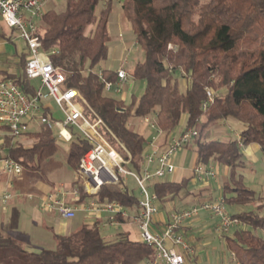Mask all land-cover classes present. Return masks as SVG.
Listing matches in <instances>:
<instances>
[{
  "label": "trees",
  "instance_id": "trees-1",
  "mask_svg": "<svg viewBox=\"0 0 264 264\" xmlns=\"http://www.w3.org/2000/svg\"><path fill=\"white\" fill-rule=\"evenodd\" d=\"M100 2L104 6L96 14ZM119 2L144 51V59L135 64L132 76L145 82V93L127 104L105 90L106 81H118L117 71L96 70L108 58V22L115 0H66L62 10L49 8L43 15L36 34L44 50H56L50 54L51 60L67 73L65 87L78 88L106 122L119 140L101 127L111 146L125 159L128 153L124 147L129 151L132 159L128 169L142 172L147 148L146 138L129 126L134 117L152 115L163 131L174 130L184 119L185 129H198L194 139L196 163H218L229 168L221 189L226 204L254 205L256 192L245 185V176L239 172L245 162L238 139L224 141L208 139L206 135L211 126L234 119L243 125L240 135L244 146L258 143L264 153V0ZM29 57L28 50L20 55L18 71H7L4 79L14 78L25 92L33 95L39 83L27 77ZM177 70L184 78L185 90ZM208 88L214 91L215 98L204 111L202 103ZM50 113L46 111L45 115ZM86 114L91 122L96 121L88 109ZM54 130L43 124L30 131V145L7 136L0 149L5 146L8 155L25 168L39 170L40 164L59 150ZM94 145L89 139L78 137L70 145L68 164L78 169L81 157ZM190 181L191 178H183L155 182L158 202L163 205L181 197ZM78 186L86 196L79 182ZM96 197L101 202L118 201L131 209L139 206V197L124 180L118 185H104ZM232 215L245 225L224 235L235 264H264V214L256 207L242 208ZM115 220L123 223L127 218L118 215ZM53 236L54 248L33 251L22 238L0 227V264H148L154 258L153 246L133 239L125 231L109 236L99 223L81 224L68 234Z\"/></svg>",
  "mask_w": 264,
  "mask_h": 264
},
{
  "label": "built area",
  "instance_id": "built-area-1",
  "mask_svg": "<svg viewBox=\"0 0 264 264\" xmlns=\"http://www.w3.org/2000/svg\"><path fill=\"white\" fill-rule=\"evenodd\" d=\"M46 10L45 0H0L2 20L8 27L18 32L29 52L30 57L26 64L27 77L39 83L35 94L29 95L14 78L0 80V144L3 145L7 136L12 137L13 140H20L22 136H27V133L31 131L32 123H36L39 127L43 124L51 126L57 130V137L62 140L69 141L73 137V132H80L83 137L94 142L93 148L91 147L81 157L77 169L78 180L90 196L87 204L88 212L106 213L110 215L112 221H116L115 217L118 215L130 218L127 207L122 203L109 200L101 202L96 196L104 185H118L122 180L126 182L123 175L133 176L140 191L139 206L133 219L138 224L141 240L155 249L154 258L148 264H187L188 257L194 255L195 248L186 237L183 228L188 220L198 216L201 211H207L218 219L219 236L234 228L244 227L242 220L227 210L223 195L201 201L189 208L173 210L165 219H158L160 213L156 204L158 196L150 190V183L176 170L174 157L194 141L198 135V129L195 127L185 129L179 136L172 138L164 150L152 141L154 148L145 155L147 166L142 172L128 169L127 164L132 159L129 151L123 146L128 153V158L125 159L104 138L100 131L101 127L117 139L106 122L81 95L80 90L74 86L65 87L67 73L51 60L50 54L55 53L56 50L47 52L43 49L36 32ZM117 74L116 83L105 82L107 92L113 89L121 92L120 81L127 80L129 75L124 68L118 69ZM214 98V91L208 88L207 98L202 103L204 111L208 109ZM49 102H55L62 109L64 117H54ZM87 109L96 117V121L91 122L86 114ZM46 111L51 113L45 115ZM144 120L151 123V126L159 133L162 132L156 121L150 120L148 115L144 117ZM234 133L238 135L239 146L244 148L241 135L236 131ZM20 141L30 145L24 140ZM7 150L5 146L0 149V153H5L0 157V167L10 177H19L24 172V166L10 157ZM151 165L154 167L150 168ZM193 170L195 179L203 183L215 180L219 176L215 163L210 165L196 163ZM12 196L10 192H7L0 195V201L6 202ZM45 204L47 208H56L63 218H73L76 215V209L58 195H50ZM156 224H161L162 229H157Z\"/></svg>",
  "mask_w": 264,
  "mask_h": 264
},
{
  "label": "crops",
  "instance_id": "crops-1",
  "mask_svg": "<svg viewBox=\"0 0 264 264\" xmlns=\"http://www.w3.org/2000/svg\"><path fill=\"white\" fill-rule=\"evenodd\" d=\"M57 1L58 0H45V5H48L49 8H51V5L52 6L58 5ZM26 14L27 16H29V13L26 12ZM122 14L123 12L122 13L119 12L116 18L114 19L113 18L111 19V14H110V18L108 22V31L111 38L109 43L114 45V49L120 51V55H119L120 57L122 55L124 56L125 54L129 53L133 49L132 48L133 42L130 44L131 39L126 38V35H128V37H131L130 35L131 33L129 34L128 31L129 29L125 30V28L123 27L124 15ZM115 28L118 29V33L113 31V29ZM133 34L134 37L132 38H134L133 41H135L134 43L136 44L137 43V40L135 38L136 35L134 32ZM109 48H110V44H109ZM26 51H27L26 44L20 38L18 32L13 28L8 27L0 16V80L6 77L7 71L8 72L18 71L19 68L18 65L21 60L20 55L23 54L25 55ZM143 59H144V51L141 60ZM120 68H124V67L120 66L118 69ZM105 69H111V68L108 67ZM125 82L129 83L130 82L129 78L127 80L120 81L119 86L121 87V85ZM135 86H136V81L131 80V84L129 85V88H125L124 91L121 88V92L123 91L122 93L123 96L122 98H118V99H122L126 102V98H128L127 91L132 93ZM112 91L115 90L113 89ZM110 92H107V94H109ZM49 107L52 108L51 110H53L54 117H58V118L61 117V115L54 110L52 106V102H49ZM133 113H135V111H133ZM148 116L152 121L155 119L152 115H148ZM144 122H146L144 118L142 119V118L134 117L132 121L129 123V126L131 129L136 130L140 134H142L139 130V124ZM184 130H185V126L179 134H175L172 131H163V130L161 133H159L157 129H154V132H152V134L149 135L147 138L142 134L146 138L147 148L145 155L154 148L153 144H156L162 150L166 149L167 148L166 146L169 145L172 138L179 136ZM230 132L232 133V131ZM72 135L73 137L69 141L62 139L59 140L63 142H69L71 145L72 142L78 140V137L82 136L80 132L76 134L73 133ZM21 140H24L30 144L33 141L29 137L27 139L23 138ZM152 141L153 144H151ZM192 144L195 145V142L194 141L191 142L189 146L183 148L176 154V156L174 157V162L177 168L173 173L170 174L175 175L174 181H180L183 178H191L192 181L200 184L199 189L195 191L190 190V194L187 193L188 195L186 194L179 198H175L173 200L167 201L166 203H163V205L160 204L157 200L156 204L160 210V213L158 214L159 220L165 219V217H167V214L173 210H177V209L181 210V209L189 208L193 205L198 204L201 201L216 198L217 196L216 197L214 196L216 191L215 187H217L221 191L223 187L222 186L223 183H225V181L228 178L229 168L226 165H220L218 163H215L217 170L219 172V176L217 179L211 180L208 183L206 182L203 183L201 181L196 180L194 177V170H193L194 165L196 164V150L194 147L191 146ZM69 152H70V148H69ZM146 166L147 163L145 162V156H144L142 162V170ZM153 167L154 165L150 166V168ZM78 178L79 177L77 175V169H73L71 167L70 176L68 178L62 179L61 183L57 187H51L50 185L47 184H42V185L38 184V186L36 187L32 185H26L25 184L26 176L24 177L23 174L19 177H10L6 173H4L0 167V195H3L7 192H10L13 195L12 198L6 202L0 201V227L5 232L12 233L13 235L22 238L27 244L30 243L32 246H38L42 248L44 247L43 245L50 242L54 243L55 246V240L53 236L54 233L68 234L73 230H75L81 224H85V223L87 224L99 223L101 228L109 236H111V234L118 231H125L128 232L133 239L140 240L139 237L140 232H139L138 224L133 219V215L136 213L137 208L134 209L127 208L131 217L127 218V221L123 223L110 220L111 219L110 215L106 213L97 214V213L88 212L87 204L90 201V196L88 194L86 196L81 194V191L78 186V182H79ZM161 179L162 178H159L154 182L150 183V190L152 192H155L154 191L155 182L160 181ZM52 194L58 195L60 198L64 199L68 205L76 209V215L75 217H73V218H77L76 222L69 223L67 221H64L67 218L61 217V215L59 214L56 208L46 207L45 202L47 201L48 197ZM138 197L140 198V195ZM239 210H241V208H239ZM216 219L217 218L212 216L209 212L201 211L198 216L191 218L186 222L183 228L184 233L195 248V253L193 256L188 257L187 264H193V263L201 264V258H202L200 252L201 246L197 245V243H199L202 234L211 231L210 229L206 228L205 224L208 221L214 222L216 221ZM217 224L218 222L215 223V230L218 232ZM196 227L198 228V230H195ZM156 228L161 230L162 225L156 224ZM232 231L233 230L227 232V234L231 233ZM133 234H135L137 237H134Z\"/></svg>",
  "mask_w": 264,
  "mask_h": 264
},
{
  "label": "rangeland",
  "instance_id": "rangeland-1",
  "mask_svg": "<svg viewBox=\"0 0 264 264\" xmlns=\"http://www.w3.org/2000/svg\"><path fill=\"white\" fill-rule=\"evenodd\" d=\"M66 0H58V5L57 6H52L51 8L57 9V10H62L64 8ZM104 3L100 2L97 6L96 14H99L101 10L103 9ZM46 8H49L48 5H46ZM122 11L121 5L119 4V0H115L114 3V8L113 12L111 13V19L116 18L117 14ZM123 15V14H122ZM123 27L125 30L129 29V34L131 37H128L126 35V38H130V44H132V50L125 54L124 56L120 55V51L114 49V45L110 44L109 48V54L108 58L101 62L98 66H96V70L100 71L103 68H108L110 67L112 70H117L120 66L124 67L128 71V78L130 80L129 83L125 82L121 85L122 90L124 91L125 88H129V85L131 84V80L136 81V86L134 87L133 92H128V98H126L127 104L132 102L133 97H141L143 93H145V82L143 80L139 79H134L132 76L133 68L135 64L141 60L143 56V50L142 48L133 41L134 37L133 32L131 30L129 22L124 18L123 16ZM114 32L118 33V29H113ZM168 62L170 61V58L167 60ZM176 74L178 75L180 81H181V88L182 90H185V82L184 78L181 77L180 70H177ZM118 93L116 91H112L109 94L116 98H122V93ZM52 106L56 112H58L61 117H64V113L62 109L55 103L52 102ZM185 120L181 122L180 125H178L174 130H172L173 133L179 134L181 130L184 128V123ZM243 125L241 122L230 119V120H225L220 123H217L207 131L206 138L208 139H220L224 141H228L230 139H237L238 135H236L234 132L236 131L238 134H240V131L242 129ZM39 128V126L36 123H32L30 126L31 131H35ZM154 129L151 126V123H140L139 124V130L140 132L147 138L149 135L154 132ZM231 129V130H230ZM234 132H230V131ZM55 136L57 138V143L59 146L58 152L53 155L52 157L44 160L42 162L41 168L39 170H32L29 168L24 167V172L23 175L24 177L26 176L25 184L26 185H32V186H38V184H47L50 185L51 187H57L62 179L68 178L71 173V166H69L68 161V156H69V148H70V143L69 142H63L59 140L57 137V130H54ZM78 133V132H77ZM27 139L28 136H22L21 139ZM32 139V138H30ZM17 141V140H13ZM191 146L195 148V146ZM5 155V153H0V157ZM243 160L245 162V166L240 169V173L244 174L245 176V185L254 190L256 192L257 196V201L254 203V205H249L247 207H239V206H226L227 210L232 213L234 211L239 210V208L247 209V208H256L264 214V153L262 150L259 148L258 144L250 143L249 145H246L245 148L243 149ZM219 173V172H218ZM125 177L126 183L128 186L136 193L137 196L140 195L139 187L131 175H123ZM175 175L172 174H166L164 177L162 176L163 180H169V181H174ZM161 179V180H162ZM224 184V183H223ZM198 185V186H197ZM200 184L194 181H190L189 186L187 189L182 191L181 196L186 195L187 193L191 191H195L199 189ZM215 194L214 196L218 197L221 194V191L215 187ZM220 193V194H219ZM258 205H262L261 207H258ZM169 206V205H168ZM204 213V212H203ZM111 220V219H110ZM64 221H67L69 223H73L77 221V218H69ZM218 222V219H216ZM216 221H208L205 225L206 228L210 229L211 231L202 234V237L200 238L199 243L197 245H200V252H201V264H235L233 254L230 252L227 244H226V238L224 237L225 234H222L219 236V233L215 230V223ZM235 229V228H234ZM232 229V230H234ZM56 230V229H55ZM195 230H198L196 227ZM231 231V230H230ZM229 231V232H230ZM233 232V231H232ZM200 234V233H199ZM198 234V235H199ZM50 235V234H49ZM22 236V235H20ZM134 237H137L135 234H133ZM140 237V236H139ZM141 240V237H140ZM30 250L33 251H39L41 250V247L38 246H32L30 243L27 244ZM43 248H54V243H47L43 245ZM195 264V263H193Z\"/></svg>",
  "mask_w": 264,
  "mask_h": 264
},
{
  "label": "bare ground",
  "instance_id": "bare-ground-1",
  "mask_svg": "<svg viewBox=\"0 0 264 264\" xmlns=\"http://www.w3.org/2000/svg\"><path fill=\"white\" fill-rule=\"evenodd\" d=\"M99 141H101L102 142V140L99 138V137H97V136H95Z\"/></svg>",
  "mask_w": 264,
  "mask_h": 264
}]
</instances>
